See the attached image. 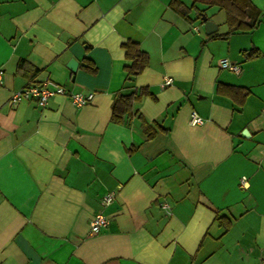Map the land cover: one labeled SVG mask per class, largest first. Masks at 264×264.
Segmentation results:
<instances>
[{"label": "crops", "instance_id": "crops-1", "mask_svg": "<svg viewBox=\"0 0 264 264\" xmlns=\"http://www.w3.org/2000/svg\"><path fill=\"white\" fill-rule=\"evenodd\" d=\"M170 1L0 0V264L264 261V0H251V30L215 37L201 15L224 34L223 9L180 0L185 17ZM126 40L148 55L131 78ZM47 79L93 97L7 104ZM219 83L246 88L243 103ZM133 91L131 114L113 121V99ZM97 211L108 223L90 234Z\"/></svg>", "mask_w": 264, "mask_h": 264}, {"label": "trees", "instance_id": "trees-1", "mask_svg": "<svg viewBox=\"0 0 264 264\" xmlns=\"http://www.w3.org/2000/svg\"><path fill=\"white\" fill-rule=\"evenodd\" d=\"M196 2L208 6L216 5L225 12L228 31L224 34L214 32L209 35L210 37L219 35L226 36L235 30H251L256 25V22H258L261 13V10L257 9L251 0H193L192 6L197 10L198 14H200V11L203 9L200 10L196 6ZM170 5L182 16H188L189 7L183 4L180 0H171ZM122 47L125 56L130 59V63L126 66V70L127 77L131 78L139 74L145 67L148 55L139 47V44L133 40H126L123 42ZM244 54L248 57H252L257 56L259 52L256 48H251L245 50ZM22 62L19 65L20 67L24 64ZM85 67L90 71L95 72L96 67L94 64L88 62ZM216 92L232 97L237 105H241L248 94V90L242 86L225 85L220 83L217 84ZM138 97L139 93L135 91L115 97L111 104V119L116 122L123 121L125 115L129 116L131 114L132 103Z\"/></svg>", "mask_w": 264, "mask_h": 264}, {"label": "built area", "instance_id": "built-area-1", "mask_svg": "<svg viewBox=\"0 0 264 264\" xmlns=\"http://www.w3.org/2000/svg\"><path fill=\"white\" fill-rule=\"evenodd\" d=\"M220 65L226 67L231 71L239 72V66L235 63L230 62L227 58H222L220 60ZM172 78L170 76H165L163 84H171ZM55 94H65L69 97L71 102L75 105H82L88 103L92 97L93 93H81V92H67L66 88L59 83L53 82L50 79H47L41 83L37 84H28L19 91L13 92L7 100V104L12 106L15 105L22 98L34 97L40 106H44L47 100ZM190 122L192 124H201L203 123V118L197 114L196 111H191L190 113ZM246 177L242 176L241 181L244 182ZM244 184V183H243ZM114 198L113 192H108L104 194L101 198V203L107 205ZM165 208H168V205L165 203L163 205ZM108 223V218L102 211L95 212L89 220V232L90 234H95L100 232L103 228L106 227ZM259 264H264V261H261Z\"/></svg>", "mask_w": 264, "mask_h": 264}, {"label": "water", "instance_id": "water-1", "mask_svg": "<svg viewBox=\"0 0 264 264\" xmlns=\"http://www.w3.org/2000/svg\"><path fill=\"white\" fill-rule=\"evenodd\" d=\"M201 19L204 22V29L207 34H212L217 30V24L214 21L208 19L206 15L202 14ZM68 66L71 70H74L76 67V60L70 59ZM242 133L245 135L247 133L246 129L243 130Z\"/></svg>", "mask_w": 264, "mask_h": 264}]
</instances>
